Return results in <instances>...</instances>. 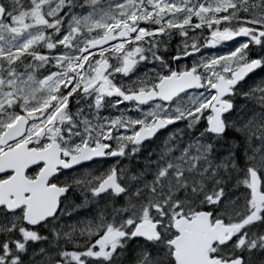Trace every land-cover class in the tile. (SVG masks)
Segmentation results:
<instances>
[{
	"label": "snow or ice",
	"instance_id": "6c2138e0",
	"mask_svg": "<svg viewBox=\"0 0 264 264\" xmlns=\"http://www.w3.org/2000/svg\"><path fill=\"white\" fill-rule=\"evenodd\" d=\"M0 264H264V0H0Z\"/></svg>",
	"mask_w": 264,
	"mask_h": 264
},
{
	"label": "flooded vegetation",
	"instance_id": "af4514ba",
	"mask_svg": "<svg viewBox=\"0 0 264 264\" xmlns=\"http://www.w3.org/2000/svg\"><path fill=\"white\" fill-rule=\"evenodd\" d=\"M229 43H231V42H229ZM225 51L227 50V49H224ZM209 51H215V50H209ZM77 195H79V194H77ZM75 214V213H74ZM67 218V217H66Z\"/></svg>",
	"mask_w": 264,
	"mask_h": 264
}]
</instances>
